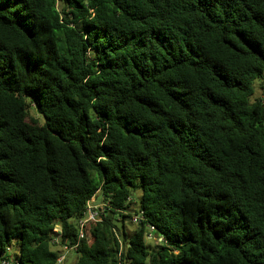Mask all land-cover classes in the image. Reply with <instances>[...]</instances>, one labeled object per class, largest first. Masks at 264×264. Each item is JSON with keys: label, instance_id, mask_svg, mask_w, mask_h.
Instances as JSON below:
<instances>
[{"label": "trees", "instance_id": "16d2710c", "mask_svg": "<svg viewBox=\"0 0 264 264\" xmlns=\"http://www.w3.org/2000/svg\"><path fill=\"white\" fill-rule=\"evenodd\" d=\"M263 71L264 0H0V258L264 264Z\"/></svg>", "mask_w": 264, "mask_h": 264}, {"label": "rangeland", "instance_id": "374dc122", "mask_svg": "<svg viewBox=\"0 0 264 264\" xmlns=\"http://www.w3.org/2000/svg\"><path fill=\"white\" fill-rule=\"evenodd\" d=\"M260 85H264V71H263V73H262V75H261V77L259 78V79H257L255 82H254V93H253V96H252V98H257V97H259V98H264V89L263 88H261L260 87ZM29 115L30 116H33V117H36L37 115H36V112L34 111V109H33V105H31L30 106V108H29ZM139 191L138 192H136L135 194H134V196L135 197H133V200L135 201L136 199H138L139 198ZM136 198V199H135ZM98 204L100 203V201L99 202H97ZM131 208H134V209H136V204L134 203V204H132L131 205ZM112 215H110V217H111ZM116 218L118 219L117 221H116V224L119 226V227H121V223L119 222V216H116ZM123 223H124V225H125V229H126V232L128 233V234H131L132 233V231L134 230V228H135V224L136 223H133V222H131V220L129 219V218H123ZM147 242L148 243H155V239H153L152 237L151 238H149L148 237V239H147ZM10 249H11V253L12 254H16L17 253V244H16V240L15 239H12L11 241H10ZM52 249H54L55 250V248L54 247H52ZM70 252V251H69ZM61 254H64V253H62L61 252ZM66 256V255H65ZM75 257H76V254L74 253V252H70L69 254H67V256H66V258H65V260H62V263L61 264H73V262H74V260H75Z\"/></svg>", "mask_w": 264, "mask_h": 264}, {"label": "built area", "instance_id": "2783aa9c", "mask_svg": "<svg viewBox=\"0 0 264 264\" xmlns=\"http://www.w3.org/2000/svg\"><path fill=\"white\" fill-rule=\"evenodd\" d=\"M97 206H98V203L95 202V197H93L87 203L86 213L79 221V232H78L79 238L83 237V227L86 223L96 222L99 219V212H98ZM130 220L133 223L140 222L142 220V213L139 212L138 214H133L132 217L130 218ZM149 228H150V231L153 230L152 226H150ZM54 230L57 231L58 229L55 228ZM148 237L151 238L152 234L148 233ZM159 240H161V238H159ZM75 247H76V245H74L71 248L75 249ZM64 249H65V247H64ZM62 258H63V256L58 259V262H61ZM0 264H19L17 256L11 253L10 247L6 248L4 255L0 258Z\"/></svg>", "mask_w": 264, "mask_h": 264}, {"label": "crops", "instance_id": "0c3cea01", "mask_svg": "<svg viewBox=\"0 0 264 264\" xmlns=\"http://www.w3.org/2000/svg\"><path fill=\"white\" fill-rule=\"evenodd\" d=\"M95 199H96V197H95ZM99 202V201H98Z\"/></svg>", "mask_w": 264, "mask_h": 264}]
</instances>
